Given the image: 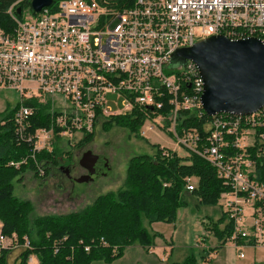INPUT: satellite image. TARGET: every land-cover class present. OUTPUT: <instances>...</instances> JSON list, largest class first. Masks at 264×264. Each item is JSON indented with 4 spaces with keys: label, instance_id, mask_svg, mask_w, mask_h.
I'll use <instances>...</instances> for the list:
<instances>
[{
    "label": "built area",
    "instance_id": "2783aa9c",
    "mask_svg": "<svg viewBox=\"0 0 264 264\" xmlns=\"http://www.w3.org/2000/svg\"><path fill=\"white\" fill-rule=\"evenodd\" d=\"M13 8L7 11L12 30L0 28V90L17 91L13 137L27 155L9 165H30L44 177L48 160L41 153L73 149L104 119L138 112L146 117L140 137L167 131L176 148L214 168L228 189L219 206L233 224L226 240L238 257L243 246L264 247V178L255 167L264 157V104L249 114L213 115L202 139L187 128L177 131L178 115L202 114L203 80L191 60L171 66L177 49L209 36L264 43V0H58L54 10L44 7L24 20ZM116 95L122 109L114 111L108 98ZM193 181L185 178L187 191ZM16 246L31 249L26 237L18 244L15 233H0V248ZM25 264L40 262L30 253Z\"/></svg>",
    "mask_w": 264,
    "mask_h": 264
},
{
    "label": "trees",
    "instance_id": "16d2710c",
    "mask_svg": "<svg viewBox=\"0 0 264 264\" xmlns=\"http://www.w3.org/2000/svg\"><path fill=\"white\" fill-rule=\"evenodd\" d=\"M57 1L53 0L50 10L55 9ZM11 5H14V14L17 13V7L21 11L23 8L29 9L34 14L30 0H0V28L6 32H10L14 26L7 12ZM13 112L14 108L0 112V231L7 236L15 233L18 244H22L26 237L31 246V249L22 248L16 264H25L30 253L36 255L40 264H91L92 261L111 263L119 259L128 246L138 245L144 249L151 247L156 233L147 227L153 222H173L178 209L188 207L195 199L197 204L216 206L220 193L228 190L217 177L214 168L200 155L188 150L180 155L175 150L156 145L153 154H136L129 159L123 187L99 195L79 211L31 219V203L14 194V181H20L23 173L29 171L31 166L26 164L14 167L8 164L11 160L17 161L27 155L26 146L14 142ZM145 118V115L138 112L114 115L104 119L100 129L108 131L120 127L140 137L139 129ZM211 118L203 110L201 115L185 112L178 115L175 128L177 131L182 128L196 131L202 139L207 135L206 125ZM41 121L46 124L47 119L44 117ZM93 135H87L77 145L91 140ZM62 153L55 149L52 153L39 155L40 158H47V171L50 165L64 160ZM255 167L257 178L263 179L264 157L258 158ZM31 172L36 176L32 168ZM187 177L195 179L191 191L185 188ZM210 229L217 243L199 254L198 258L205 264H208L209 253L226 242L233 224L222 213ZM100 238L108 245H102ZM86 245L89 246L88 250L84 249ZM113 247L117 250L114 251ZM8 250L0 248V264H9ZM174 264H197V256L190 253L181 262Z\"/></svg>",
    "mask_w": 264,
    "mask_h": 264
},
{
    "label": "rangeland",
    "instance_id": "374dc122",
    "mask_svg": "<svg viewBox=\"0 0 264 264\" xmlns=\"http://www.w3.org/2000/svg\"><path fill=\"white\" fill-rule=\"evenodd\" d=\"M15 15L19 19L24 20L28 16H32L33 13L29 9L23 8L20 14L15 13ZM122 100L121 96L116 95L112 99L108 98V105L114 111L120 110L122 109ZM17 101V91L0 90V112L12 109ZM157 132L160 137L151 132L147 133L145 137H138L120 127H113L108 131L98 129L91 140L80 146L76 144L73 149L64 151L62 154L64 160H69L70 158L78 159L87 150L91 151L95 156H102L107 159L105 174L99 175L94 180L71 184L56 169L49 168L48 174L44 177L34 176L30 170H27L23 173V178L20 181H14V194L31 203V219L36 216L79 211L91 204L99 195L116 191L123 187L126 168L129 159L133 155L153 154L156 145L174 149L180 155H184L187 152L183 147L176 148L174 145L175 139L170 133L160 129ZM61 143L67 148H71L65 140H62ZM196 200H192L191 205L188 207L179 208L173 222H153L149 226L147 225L151 232L156 233L154 246H151V250L157 258L154 255H147V250L144 248L141 250L136 247L128 248V246L124 250L123 255L111 263L92 261L91 264H145L146 258H150L158 264H174L181 262L190 253H194L197 256V264H205L198 258L199 254L202 253V245L195 246V242H202L204 246H214L217 243V239L210 227L221 217L223 212L222 207L219 206V200L216 206L197 204ZM1 225L0 222V229ZM222 226L220 225V227ZM163 241H168L167 244L169 246L173 245L167 251V257L165 258H163L165 251L160 247ZM227 245H230V242L226 240L224 246ZM21 250L22 246L9 248V264L17 263ZM244 251L247 253V257L244 260L247 262L240 260L236 264H248V259L250 258H254L250 264H264V249L253 251L248 248ZM210 260L208 259L206 263H209ZM210 263L212 262L210 261ZM213 263H218L215 257L213 258Z\"/></svg>",
    "mask_w": 264,
    "mask_h": 264
},
{
    "label": "water",
    "instance_id": "95a60500",
    "mask_svg": "<svg viewBox=\"0 0 264 264\" xmlns=\"http://www.w3.org/2000/svg\"><path fill=\"white\" fill-rule=\"evenodd\" d=\"M52 2L30 0V8L36 13ZM16 12L20 14L21 8L17 7ZM186 59L196 64L203 80L200 101L206 115L249 114L264 104V43L258 38L230 40L221 35L209 36L177 49L171 66ZM96 159L91 151L82 155L79 163L89 174L77 178V182L105 174L107 164L98 168Z\"/></svg>",
    "mask_w": 264,
    "mask_h": 264
},
{
    "label": "crops",
    "instance_id": "0c3cea01",
    "mask_svg": "<svg viewBox=\"0 0 264 264\" xmlns=\"http://www.w3.org/2000/svg\"><path fill=\"white\" fill-rule=\"evenodd\" d=\"M167 242L168 241H163L162 244L160 245V247L162 249H164V251H165V254H164L163 258L167 257V255H166L167 251L169 250V248L173 247V245H170L169 246L167 244ZM201 245H202V242H201ZM133 247L140 248L141 250H143L138 245L129 246L128 248H133ZM207 247L209 248V247H211V245H207ZM246 247L252 249L253 251H256V249H264V247H252V246H249V245L243 246L242 249H241V251H243V257H238L239 250L235 249V247L233 246L232 243H230V245H227V246H224V244H223L221 247L217 248L214 252H211L209 254V256L207 257V260L208 259L209 260L211 259L210 261L212 263H210V261H209L208 264H214L213 263V258L214 257L216 258V261L218 262L217 264H236L237 261L246 259L247 253H246V251H244V250L248 249ZM145 250H147V253H146L147 255H154V253H152L151 247L148 248V249H145ZM146 259L147 260L145 261V264H158L154 260H151L150 258H146ZM252 259H254V258L248 259L249 260L248 264H250V262H251ZM244 261H246V260H244ZM244 261H242V262H244ZM142 264H144V263H142Z\"/></svg>",
    "mask_w": 264,
    "mask_h": 264
},
{
    "label": "flooded vegetation",
    "instance_id": "af4514ba",
    "mask_svg": "<svg viewBox=\"0 0 264 264\" xmlns=\"http://www.w3.org/2000/svg\"><path fill=\"white\" fill-rule=\"evenodd\" d=\"M87 151H84L78 159L70 158L69 160H60L57 166H54L53 169H56L58 172H61V174H63V176L68 181H70L71 184L77 182L76 181L77 178L89 174V171L86 168L82 167L79 163L82 155ZM93 156L95 155L93 154ZM96 157H97L96 164L98 168L104 167L107 164L106 158H103L102 156H96Z\"/></svg>",
    "mask_w": 264,
    "mask_h": 264
}]
</instances>
